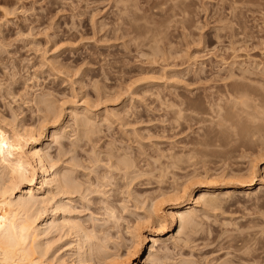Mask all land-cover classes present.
<instances>
[{"label":"rangeland","instance_id":"rangeland-1","mask_svg":"<svg viewBox=\"0 0 264 264\" xmlns=\"http://www.w3.org/2000/svg\"><path fill=\"white\" fill-rule=\"evenodd\" d=\"M254 70L264 73V0H0V130L41 132L52 177L80 185L73 200L47 187L34 213L11 216L38 217L51 261L78 255L89 237L92 250L125 255L140 240L147 253L155 204L169 210L182 188L195 197L213 183L222 190L204 197L221 205L200 203L175 241L179 218L166 221L151 264H264V129L211 123L227 84L262 81ZM251 169L256 184L239 186Z\"/></svg>","mask_w":264,"mask_h":264},{"label":"bare ground","instance_id":"bare-ground-1","mask_svg":"<svg viewBox=\"0 0 264 264\" xmlns=\"http://www.w3.org/2000/svg\"><path fill=\"white\" fill-rule=\"evenodd\" d=\"M256 2L257 0H247V3L252 5H254ZM230 73L231 74L227 76V78H224L222 80L233 78L234 73ZM253 73L254 72H252V74ZM262 73L263 72L257 71L254 74L255 76H253L258 77V74L261 75ZM263 77L264 76L261 77L262 81H257L259 83L258 85H255L256 81H254L255 84H251L253 82V79L251 77L250 78L252 80L250 84L234 81L232 83H229V85L227 84L226 91L228 92H225L228 94H226L225 96L223 95V97H218L217 100L213 103V106L215 107V115L213 116V120L211 121V123L216 127H222L224 122L237 123V121L244 120L246 121V126H248V129H264V124L263 127H261V125H258L256 123V121H264ZM45 109L46 112L51 114V118H59L60 114L56 112L52 106L46 105ZM180 113H182V111ZM177 114L179 115V113ZM73 115L75 117V120L82 121V119L79 120L80 114L76 113ZM179 116L181 117V115ZM82 124L85 126L88 124V122L83 121ZM35 131L32 129H28L24 125H18L17 128H12L11 135H7L9 137L8 140L6 132L3 129L0 130V150L1 152L6 150L7 153L5 163H2L1 167L8 176L10 175L8 183L0 187V264H151L153 260L160 259L158 257L160 250H156L155 245L158 244V235L160 234L161 227L165 226L164 224L166 221L170 220L172 227L175 224L176 219L178 220L179 218L180 225L178 231L175 232L176 234H172L171 236H169V239L167 240L175 241V239L181 235L182 231H185L188 228L192 230V216H195V208L200 203L207 204V207H217L218 205H221L217 201L218 198H216L215 200L213 199V196L212 198L210 197L208 199L204 197V195L208 194L209 192L222 190L221 187L218 188L216 186H213V183H200L197 188V195L195 194L197 197H194V191L196 190L190 192L184 186L185 189L182 188L180 192L176 191V193L178 192V194H176L173 198L171 197L174 203L171 204V206L169 207L170 209L168 208L169 210L162 211L161 207H158L157 204H155L156 206L153 205L159 225L158 228H156L157 230L155 229L156 231L151 235V241H153L154 245H152L147 250V253L146 248L143 247V244H141L140 240L135 241L136 243L133 246V250H129V252H127L125 255H120L117 253L109 254V252L106 251L107 246H105L106 250H104L103 248H95V250H92L91 247H93V238L89 237L86 248H82L78 255L76 254L75 256V254L73 253L74 255H69L65 260L54 261L52 258L51 259L53 261L48 260L46 256L48 249L46 250V247L44 244H42V241L38 240L44 232L41 228H37V225H35L38 217L34 221H31V218L26 217L24 218V220L17 223L15 219L18 214L14 217H12L11 215L17 209H21L26 213H32L35 207L42 203V201L39 200L41 199V197H39L38 194L45 191L47 187L51 186L52 188H56L61 192L64 191L65 194L70 196V198L68 199L73 200L71 197L80 192V185L76 184L75 181H73V178L71 179L70 177H68L69 173L68 175L67 173H61L58 174L59 176L56 175L52 177L54 174H50V170L52 169V165L50 164L51 159L48 153L45 152V147L50 146L51 143L45 145L43 142H41L43 141L41 140L43 134H41V132L39 131V133ZM208 132L209 131H207L206 135L208 134ZM222 132L223 131L220 130L215 133L220 134ZM51 137L52 140H50L52 143H56L59 145L61 144V137L59 138V140L54 135H52ZM180 162L181 160L178 162V164ZM172 165H175V163ZM252 167L255 168V166ZM255 174L256 172L254 169V171L252 170L251 173L248 174L249 176L245 178L247 180H239L237 184H239V186L247 185L250 187L255 185L257 181V177L255 176ZM36 185L39 186L36 188ZM22 188L28 189L30 196L24 199H17L16 194L19 192L21 193ZM237 189H239V187L235 186L234 190ZM179 198H184V200L182 199V201H179ZM61 207L62 206H60L59 208ZM71 227L74 229V231L79 233L81 232L79 224L73 223ZM140 235L142 234L136 235L134 238L138 239L140 238ZM143 250L146 254H142ZM91 254H102L103 257H99L101 259H99L98 261H94V258H91V256H89ZM135 257H140V261L138 263H135Z\"/></svg>","mask_w":264,"mask_h":264}]
</instances>
